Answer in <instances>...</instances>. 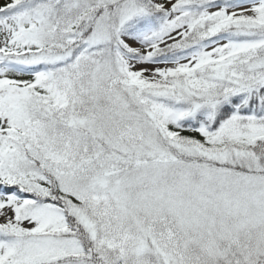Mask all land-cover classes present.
<instances>
[{
	"label": "snow or ice",
	"instance_id": "snow-or-ice-1",
	"mask_svg": "<svg viewBox=\"0 0 264 264\" xmlns=\"http://www.w3.org/2000/svg\"><path fill=\"white\" fill-rule=\"evenodd\" d=\"M0 264H264V0H0Z\"/></svg>",
	"mask_w": 264,
	"mask_h": 264
}]
</instances>
